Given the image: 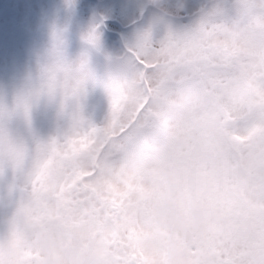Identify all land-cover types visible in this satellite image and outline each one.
<instances>
[{"label": "snow or ice", "instance_id": "obj_1", "mask_svg": "<svg viewBox=\"0 0 264 264\" xmlns=\"http://www.w3.org/2000/svg\"><path fill=\"white\" fill-rule=\"evenodd\" d=\"M146 7L154 13L151 22L141 14L123 51L134 70L108 69L102 81L109 101L102 122L74 109L55 134L30 143L12 134L8 113L0 111V234L20 238L16 213L25 211L112 223L133 236L145 225L152 198L147 160L194 127L193 87L222 98L212 115L231 125L236 140L264 133V0H207L195 19L180 26L154 0ZM101 27L102 21L94 24L86 39L98 43ZM95 80L85 61L72 64L58 55L35 91L17 97V107L28 117L33 99L47 95L64 111ZM83 153L92 157L87 167L79 163ZM220 181L226 190L227 171ZM253 187L264 191V182ZM246 250L239 243L226 246L221 264H244L235 256ZM128 264L145 261L132 251Z\"/></svg>", "mask_w": 264, "mask_h": 264}, {"label": "clouds", "instance_id": "obj_2", "mask_svg": "<svg viewBox=\"0 0 264 264\" xmlns=\"http://www.w3.org/2000/svg\"><path fill=\"white\" fill-rule=\"evenodd\" d=\"M111 57L112 72L134 70L124 53ZM188 100L194 127L146 162L152 198L133 236L112 223L18 211L22 236L0 234V264H128L132 251L145 264H221V250L234 243L247 249L236 261L264 264V191L253 187L264 182V133L236 140L212 115L222 103L212 91L193 87ZM91 162L79 156L81 166ZM224 171L231 182L222 191Z\"/></svg>", "mask_w": 264, "mask_h": 264}, {"label": "rangeland", "instance_id": "obj_3", "mask_svg": "<svg viewBox=\"0 0 264 264\" xmlns=\"http://www.w3.org/2000/svg\"><path fill=\"white\" fill-rule=\"evenodd\" d=\"M148 1L151 0H101V12L107 18L115 19V22H108L105 26L102 23V27L99 30L98 43H93L102 55L115 56L123 53L126 43L135 35L138 21L142 18L141 14L146 10L145 3ZM154 2L155 4L161 5L164 11L171 13L170 22L177 26L189 22L184 17L185 15H190L192 19H195L197 16L193 17L194 13L198 10L199 6L203 4V0H201V4H199L197 0H154ZM34 4L43 15L46 13L47 9H51L52 11L48 13V16L52 15L55 18L58 22L57 26L59 29L61 25V28L72 30L73 33H77L84 38L90 33L94 24L101 22V18L98 15L95 16L96 5L86 0H34ZM70 5H72V7H69ZM147 13L148 18L146 22H151L154 13L150 9ZM130 25H132V27H128ZM11 27L12 25L9 26V28ZM74 35L78 36L76 34ZM68 38L69 39H67L64 44L66 45V50L63 52L58 48L59 35L55 36L56 46L51 55L52 59L49 65L58 55L72 64L79 63L83 60L92 69L96 80L95 82H89L85 87L83 95L70 101L64 110L66 114H69L74 109L80 110L87 118L92 119L96 123H100L107 115L109 106L108 96L102 84V81L108 74V71H102L101 68V66L105 64L103 62L105 59L95 50L90 49L87 54L83 51L81 46H78V49L75 50H73L72 47L68 48L72 46L71 43L74 37ZM87 43L91 44L89 41H87ZM61 46L62 44L59 47ZM92 52L97 53L100 58L93 60ZM31 58L39 63L32 62L31 75L34 78L30 79V82L34 83V87L32 86L31 91H35L41 82L38 79L39 70L41 66L44 65L34 57ZM25 61L28 64V61ZM36 71L38 72L36 73ZM43 100L42 102L46 103H41L38 107H34V103L32 102L31 118L27 122L21 124L22 130L20 129L19 134H14V136L30 143L37 140H46L51 135L55 134L59 127H62L67 122L68 118L64 116L60 117L54 109L56 106L54 101H57V98H54L53 101ZM42 104L47 108V112L50 113L48 116L41 112ZM57 116L58 119L56 118ZM54 119L58 120L55 124L53 123ZM0 212H2V209Z\"/></svg>", "mask_w": 264, "mask_h": 264}, {"label": "trees", "instance_id": "obj_4", "mask_svg": "<svg viewBox=\"0 0 264 264\" xmlns=\"http://www.w3.org/2000/svg\"><path fill=\"white\" fill-rule=\"evenodd\" d=\"M90 1L96 2L97 14L101 18L103 25L108 22H115V19L107 18L101 12V0ZM197 1L201 4V0ZM150 3L151 1H148L147 5ZM205 3H207V0H203V4L194 13V17L198 16L200 9ZM51 11V9H47L44 15L41 14L40 10L35 6L34 0H0V111L8 113L7 126L13 135L19 134V130H22L21 124L27 122L32 114L30 109V115L25 117L23 111L17 107L18 96L34 92L31 91L34 83L30 82V79L34 78L31 73L32 62L35 61L31 57H34L44 65L39 70L38 79L41 81L45 69L52 59L51 55L56 46L55 36L59 35V46L61 44L62 46H58V48L63 52L66 50V45L64 44L69 39L68 37H74L75 41L82 37L77 33H73L72 30L61 28V25L59 29L55 18L52 15L48 16ZM10 25H12L11 28H9ZM128 27H131V25ZM46 37H48L49 41ZM90 43L93 44L92 42ZM37 46L41 52L36 50ZM71 47L73 48V45L68 48ZM89 49L93 50L92 48ZM25 60L28 61V64ZM107 60L108 57L103 60L105 64L101 66L102 71H108ZM35 63L39 64L38 62ZM54 98L56 97L49 98L47 95H42L39 99H33L32 102L34 107H38L41 103H45L42 102L44 101L43 99L53 101ZM54 102L56 103L54 109L58 115L69 118L65 110L61 111L59 101ZM43 107L44 104H42L41 110H43ZM49 114V112H45L46 116ZM56 118L58 119V116ZM57 119L53 120L54 124L58 122Z\"/></svg>", "mask_w": 264, "mask_h": 264}]
</instances>
